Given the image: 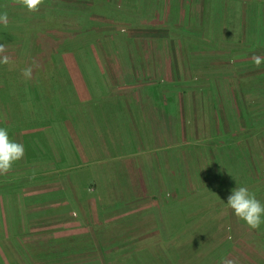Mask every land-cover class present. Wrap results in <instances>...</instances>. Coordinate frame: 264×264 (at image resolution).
Wrapping results in <instances>:
<instances>
[{
	"label": "rangeland",
	"instance_id": "obj_1",
	"mask_svg": "<svg viewBox=\"0 0 264 264\" xmlns=\"http://www.w3.org/2000/svg\"><path fill=\"white\" fill-rule=\"evenodd\" d=\"M3 12L0 127L17 142L25 131L31 189L25 216L18 185L12 219L0 209L15 222L0 224V264H264V223L227 206L237 186L264 203V0H44L35 12L0 0ZM121 99L137 129L111 153L98 134L93 155L79 151L71 125L86 133Z\"/></svg>",
	"mask_w": 264,
	"mask_h": 264
},
{
	"label": "crops",
	"instance_id": "obj_2",
	"mask_svg": "<svg viewBox=\"0 0 264 264\" xmlns=\"http://www.w3.org/2000/svg\"><path fill=\"white\" fill-rule=\"evenodd\" d=\"M206 46H197L194 50V52H200L206 48H204ZM192 51V49H190ZM104 91L108 96H114L115 92H112L111 94L108 93V89L107 85H104ZM94 91V90H93ZM95 92V91H94ZM84 95H87V97H89L87 100H89V102H91L93 94L91 93V88L87 89V92H84ZM101 95V94H100ZM103 95V98H106L104 96L107 95ZM117 96V95H115ZM3 99L0 98V115L1 112H3L1 110V107H3V105L1 104L3 101ZM8 102H10V100H8ZM8 102L4 103L7 104ZM81 102L78 101V104H80ZM92 103V102H91ZM103 104V103H102ZM104 105L103 108V113H102V117H100L96 112H94L90 119H92L91 121L89 120L86 128L84 130H87L86 133L84 131H78L76 128V125H71L73 126L75 129L71 128V132L73 134V140L75 142V144L77 145V149L79 151H85L89 156L92 153L91 150V145H93V142H95V136H97L96 134L100 135L101 138V142H102V147H100L101 150L104 151H110L111 153V144L114 142L115 143V138L114 135L116 136V134H127L128 132V127L130 126L131 129L134 130L137 129V115L134 112V110L136 108L132 107L131 105H128L126 103V99H121V101L119 103H115L112 106L109 105ZM8 106V105H7ZM93 107V106H92ZM10 106L8 107V111L10 112L11 116L14 115L13 109H9ZM169 108V106H168ZM88 109H91V106L88 105ZM93 109V108H92ZM109 111H113L114 112V117H112V119H110L111 121L109 122V118L107 119V117H110L111 115L108 114ZM90 112V111H89ZM129 113H133V116H129ZM131 117V118H130ZM102 118V120H101ZM139 118V116H138ZM129 120L130 125L127 124V121ZM114 121V123H112ZM114 127H112V126ZM11 123L10 121L5 122L4 127L6 128L9 132L10 137L16 141L17 140V136H16V132L13 131L11 129ZM75 130V131H74ZM13 131V132H12ZM12 132V133H11ZM25 133V131H24ZM23 132L20 133V137L19 138V143H22L25 146V140L21 139L22 136L24 134ZM78 134V137H76V135ZM92 138H94V140H91ZM17 142V141H16ZM111 146V148H110ZM82 157L84 156L82 153H79ZM26 146H25V155L24 157L15 162L12 166V169L7 173V174H0V209L2 212H5V209H10V214L11 215V219L14 213V206L17 204L16 202V188L17 185L19 186L18 188V198H19V193H21V191H23V204L22 202H20V215L21 213L23 214V216H25L26 213V206H25V194H26V187L27 190L31 189V184L29 181V184L27 183L26 186ZM84 158V157H83ZM28 159V158H27ZM31 159V158H30ZM28 159L27 164L30 166L31 165V160ZM21 167H23V170H21ZM19 171V172H18ZM30 175V169H28V176ZM22 185V186H21ZM22 207V208H21ZM29 210H30V205H29ZM10 217V216H9ZM1 218V217H0ZM2 220V221H1ZM9 224L10 227H13V223L12 221H7L5 220L4 222V217H2V219H0V224ZM25 228V226H24Z\"/></svg>",
	"mask_w": 264,
	"mask_h": 264
},
{
	"label": "clouds",
	"instance_id": "obj_3",
	"mask_svg": "<svg viewBox=\"0 0 264 264\" xmlns=\"http://www.w3.org/2000/svg\"><path fill=\"white\" fill-rule=\"evenodd\" d=\"M17 2L30 12H35L39 10L44 0H17ZM8 19L7 12L0 13V24L6 27ZM255 63L259 67L260 60H255ZM0 64H12L4 44H0ZM39 67L40 65L33 61L31 66L22 70V75L25 79H31L34 71ZM24 155L25 146L14 141L6 128L0 127V174H7L13 164L21 160ZM227 206L252 229H258L264 223V203H261L246 186H237L230 191L227 196ZM221 264H237V261L223 258Z\"/></svg>",
	"mask_w": 264,
	"mask_h": 264
},
{
	"label": "trees",
	"instance_id": "obj_4",
	"mask_svg": "<svg viewBox=\"0 0 264 264\" xmlns=\"http://www.w3.org/2000/svg\"><path fill=\"white\" fill-rule=\"evenodd\" d=\"M96 6H97V4L94 1L93 5H92V8L96 10ZM46 73L48 74L47 77H45L44 75H43V77H41V81H42L41 82V86L43 87L42 90L45 89V90H43V92L45 93V95L46 94L48 95L49 93L51 95H53L51 93V89L54 90V87L52 86V83H53V75H52V72H51L50 69H47V72ZM46 87H49V88L46 89ZM53 92L55 93V91H53ZM48 97H49L50 101H52V102L54 101V98L52 96H49L48 95ZM166 106L168 108L169 105L166 104ZM22 137H24V135H22Z\"/></svg>",
	"mask_w": 264,
	"mask_h": 264
}]
</instances>
